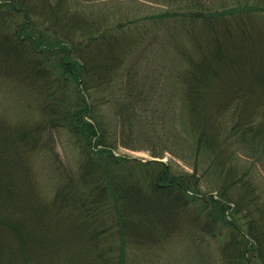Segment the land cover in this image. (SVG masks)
<instances>
[{"label":"trees","instance_id":"1","mask_svg":"<svg viewBox=\"0 0 264 264\" xmlns=\"http://www.w3.org/2000/svg\"><path fill=\"white\" fill-rule=\"evenodd\" d=\"M0 82V264H264V0H0Z\"/></svg>","mask_w":264,"mask_h":264},{"label":"rangeland","instance_id":"2","mask_svg":"<svg viewBox=\"0 0 264 264\" xmlns=\"http://www.w3.org/2000/svg\"><path fill=\"white\" fill-rule=\"evenodd\" d=\"M97 1V0H96ZM99 1H104V0H99ZM118 2H121L123 4L126 3H133L137 2V0H116ZM142 8V5H140ZM155 5H146V10L147 11H155L156 10ZM146 11V12H147ZM162 46H152L145 54L143 58V65L142 70H145V75H146V80L151 82L153 79L155 80L160 72L162 71L161 74V85H164L165 88H163L159 80L156 85L160 87L154 88V92H160L161 95L166 94H173L172 87H173V82H174V77L172 73L168 71V69L171 70L173 66H171V61L170 59L168 60L166 55L163 54L164 50H162ZM165 64H169V67L166 66ZM163 69V70H162ZM148 72L151 73L150 77L148 75ZM164 77V78H163ZM154 82V81H153ZM160 95V94H159ZM155 100H152L150 103V108H156L159 109V100H157V95H155ZM177 93L174 94V98L177 97ZM162 101V100H161ZM160 101V102H161ZM177 103L179 102L176 99ZM157 103V104H156ZM161 107V106H160ZM0 113L3 115H7L10 119H18L22 116H33V112L31 107H29V104L27 103L26 100H24L21 96L18 94H15V92L5 83L0 82ZM69 136L65 134L64 132H60L56 134V142H57V150L60 154L61 159L68 165H75L76 160H75V154L76 152L74 151L75 149L71 147L69 144ZM116 153L120 155H125V156H131V157H138V158H144L148 159L151 158L150 153L146 151H138V150H132L129 148H125L122 146H119L116 148ZM172 159V156L166 154L162 160L164 162H169ZM178 164L180 167H184L187 171H191V167L182 161H179ZM52 182H47L45 181L42 190L44 194H46L48 197H50L53 193V186L51 184ZM198 249L192 247L190 244H184L180 247H177L174 249V251H171L164 255L162 257V261L160 264H201V261L198 257L197 253Z\"/></svg>","mask_w":264,"mask_h":264}]
</instances>
